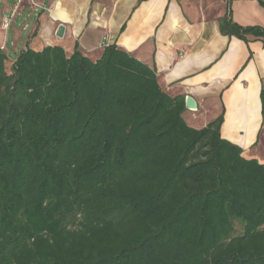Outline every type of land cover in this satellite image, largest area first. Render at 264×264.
I'll use <instances>...</instances> for the list:
<instances>
[{"label":"trees","instance_id":"obj_1","mask_svg":"<svg viewBox=\"0 0 264 264\" xmlns=\"http://www.w3.org/2000/svg\"><path fill=\"white\" fill-rule=\"evenodd\" d=\"M220 31L264 40L229 10ZM7 61L0 264H264V164L222 137L223 115L191 128L185 97L116 46Z\"/></svg>","mask_w":264,"mask_h":264},{"label":"crops","instance_id":"obj_2","mask_svg":"<svg viewBox=\"0 0 264 264\" xmlns=\"http://www.w3.org/2000/svg\"><path fill=\"white\" fill-rule=\"evenodd\" d=\"M228 10L236 25L264 30L261 0H0V48L8 69L28 49L62 47L71 56L77 48L96 62L116 46L152 69L168 95L195 99L197 110L183 113L188 126L200 130L223 115L222 137L264 164V40L222 34Z\"/></svg>","mask_w":264,"mask_h":264},{"label":"water","instance_id":"obj_3","mask_svg":"<svg viewBox=\"0 0 264 264\" xmlns=\"http://www.w3.org/2000/svg\"><path fill=\"white\" fill-rule=\"evenodd\" d=\"M65 31H66V28L64 25H61L59 28H58V31H57V37L58 38H63L64 35H65ZM185 107L187 110L189 111H196L197 108H198V105L195 101V99L192 97V96H187L185 98Z\"/></svg>","mask_w":264,"mask_h":264},{"label":"built area","instance_id":"obj_4","mask_svg":"<svg viewBox=\"0 0 264 264\" xmlns=\"http://www.w3.org/2000/svg\"><path fill=\"white\" fill-rule=\"evenodd\" d=\"M15 15H16V11L14 10L13 13H11L10 15H7L3 18V21H2L3 30L7 31L9 29V27L12 25V23L15 19Z\"/></svg>","mask_w":264,"mask_h":264},{"label":"rangeland","instance_id":"obj_5","mask_svg":"<svg viewBox=\"0 0 264 264\" xmlns=\"http://www.w3.org/2000/svg\"><path fill=\"white\" fill-rule=\"evenodd\" d=\"M8 71H10V68H8Z\"/></svg>","mask_w":264,"mask_h":264}]
</instances>
